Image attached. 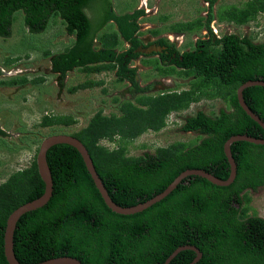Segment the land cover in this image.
<instances>
[{
  "label": "trees",
  "instance_id": "1",
  "mask_svg": "<svg viewBox=\"0 0 264 264\" xmlns=\"http://www.w3.org/2000/svg\"><path fill=\"white\" fill-rule=\"evenodd\" d=\"M99 1L105 9L99 14V25L93 27L86 10ZM109 1L0 0V37L11 36L16 12H22L30 34L45 31L58 18L74 42L52 59L53 72L63 75L75 67L89 74L114 70L121 79L136 86L135 70L128 64L139 55L134 50L140 46L137 20L143 11L118 15L111 10ZM213 4L211 0L206 18L178 22L167 28L182 34L207 30V40L198 39L191 50L183 53L173 49L174 57L170 53L142 61L161 76L194 77L188 90L139 95L136 104L120 102L119 115L98 111L86 127L71 135L85 146L108 195L121 207L146 202L189 169H201L226 180L230 167L224 143L235 135L264 139V130L246 115L236 96L243 83L264 81V42L236 34L215 38L210 28L215 19L237 26L249 25L264 12V0L219 7L216 14ZM108 23L116 30L97 37L96 33ZM150 33L159 36V30ZM124 42L130 47L116 52ZM157 43L168 42L161 38ZM13 61L7 58L5 63ZM26 82L23 78L3 85ZM93 84L96 83L85 82L75 90ZM203 98L220 99L226 108L216 115L197 111L186 117L181 129L195 133L197 141L174 142L156 148L154 153L128 155V145L135 138L147 131L159 132L172 112H182ZM243 99L264 122V87L246 88ZM74 123L71 116L52 115L43 116L39 125ZM2 135L5 132L0 129ZM104 140L115 143V148L102 145ZM230 149L237 171L229 186L220 187L199 176H187L151 207L133 215H120L106 206L75 148L66 144L51 147L46 160L53 183L52 196L44 206L23 214L17 221L13 235L16 259L21 264H38L64 256L83 264H163L177 248L193 246L202 254L195 264H264V217L254 211L249 213L252 209L248 194L264 188V145L240 141ZM43 193L44 183L35 160L0 184V264H8L3 247L8 216ZM195 256L191 250H182L169 264H189Z\"/></svg>",
  "mask_w": 264,
  "mask_h": 264
},
{
  "label": "rangeland",
  "instance_id": "2",
  "mask_svg": "<svg viewBox=\"0 0 264 264\" xmlns=\"http://www.w3.org/2000/svg\"><path fill=\"white\" fill-rule=\"evenodd\" d=\"M211 0H110L111 10L118 14L142 10L137 20L139 33L137 38L147 43L155 37L150 33L159 30L157 38L167 40L168 35L179 53L191 50L198 38L207 40L209 32L201 30L197 34L170 32L167 28L178 22L192 21L198 17L206 18ZM248 0H214L212 11L216 14L219 7L227 5L241 6ZM96 4V5H95ZM104 3L99 1L86 10L92 26L99 25V14L104 12ZM12 33L9 38L0 37V184L12 173L28 168L35 160L41 142L53 135H72L87 126L90 118L101 111L104 115H119V104L132 101L139 95L155 96L163 91L188 90L194 77L161 76L144 64L143 60L157 59L155 55H139L131 60L129 68L135 70L134 82L121 79L117 71L89 74L81 67H75L65 74L52 71L51 61L71 47L74 37L65 32L60 19L50 22L48 28L39 34H30L23 23L22 12L14 14ZM215 38L224 34H236L251 37L255 42H264V12L258 14L249 25L237 26L232 23L211 22ZM210 27V28H211ZM116 27L106 24L96 35L111 33ZM127 43L115 51L120 53L128 48ZM47 53L49 55H47ZM7 58L15 61L5 63ZM154 62V61H152ZM27 79L23 85L5 86L4 82ZM93 82V86L75 90L76 86ZM75 90V91H73ZM209 90V89H205ZM226 104L220 99H201L182 112H172L166 118V126L159 132L147 131L128 145L129 156H141L154 153L156 148L166 147L174 142L192 144L197 135L184 132L181 127L186 117L197 111L207 115H216ZM71 116L76 123L70 126L57 125L41 127L43 116ZM101 144L109 149L115 143L106 140ZM251 198L249 206L259 217H264V188L248 191Z\"/></svg>",
  "mask_w": 264,
  "mask_h": 264
},
{
  "label": "water",
  "instance_id": "3",
  "mask_svg": "<svg viewBox=\"0 0 264 264\" xmlns=\"http://www.w3.org/2000/svg\"><path fill=\"white\" fill-rule=\"evenodd\" d=\"M254 86L264 87V81H260V80H258V81H247V82L243 83L236 90L237 101H238L239 106L246 113V115H248L257 124H259L260 127L264 130V122L248 108V106L246 105V103L243 99V91L246 88L254 87ZM240 141L252 143L255 145H264V139H256V138L249 137L247 135L231 136L223 145V151H224L225 157H226L227 162H228L229 167H230V174L226 180L218 179L214 175H212V174H210L204 170H201V169H189V170L182 172L179 176H177L172 181V183L162 193L154 196L153 198L147 200L146 202L140 203V204H138L136 206H132V207H121V206L115 204L112 201V199L110 198V196L108 195L101 179L99 178V176H98V174L94 168L93 162L91 160V157H90L87 149L78 139H76L75 137H73L71 135H65V134L53 135V136H49V137L45 138L41 142L39 149H38L37 156H36L37 171H38V174H39L41 180L44 183V193L38 199L33 200L31 202H28V203L23 204L22 206L18 207L8 216V218L6 220L5 231H4V245H3L4 256H5L6 261L8 262V264H21L16 259L15 255H14V250H13V235H14V231L16 228V223L19 220V218L23 214H25L29 211H33V210H36V209L44 206L52 196L53 183H52L50 169L48 167L47 160H46L47 151L51 147H53L55 145H59V144H66V145H69V146L75 148L79 152V154L81 155L83 162L85 164V167H86L89 175L91 176V178L95 184V187L99 191V193H100L104 203L106 204V206L116 214L133 215L135 213L141 212V211L151 207L155 203L164 199L187 176H199L201 178L206 179L210 183H212L216 186H220V187H226V186H229L230 184H232L236 178L237 166H236V163L232 157L230 148H231V145L233 143L240 142ZM182 250H191V251L195 252L196 256L193 259V261L190 262L189 264H195L196 262H198L200 260V258L202 256L201 252L196 247L183 246V247L177 248L165 260V262L163 264H169V262ZM38 264H83V263L80 262L79 260L75 259V258L64 256V257L53 258V259H50V260H47V261H44V262L38 263Z\"/></svg>",
  "mask_w": 264,
  "mask_h": 264
},
{
  "label": "flooded vegetation",
  "instance_id": "4",
  "mask_svg": "<svg viewBox=\"0 0 264 264\" xmlns=\"http://www.w3.org/2000/svg\"><path fill=\"white\" fill-rule=\"evenodd\" d=\"M100 19V17H98V20ZM173 36V35H172ZM179 36H183V34H180ZM161 39V38H151V40L147 43H142L141 40H139L140 42V46H138L134 51L136 53H138L139 55H144V56H151V55H155L157 56V58H159L162 54H164L166 57L172 53V50H176L175 47L172 44V41L169 39V35L167 36V40L168 43H166V45H162V44H158L157 41ZM198 38L194 41L197 42ZM128 47H130V45H128ZM173 57L175 56L174 53H172ZM138 55V56H139Z\"/></svg>",
  "mask_w": 264,
  "mask_h": 264
},
{
  "label": "clouds",
  "instance_id": "5",
  "mask_svg": "<svg viewBox=\"0 0 264 264\" xmlns=\"http://www.w3.org/2000/svg\"><path fill=\"white\" fill-rule=\"evenodd\" d=\"M210 24H211V23H210ZM210 27H211V25H210ZM211 30H212V27H211ZM169 37H173V36H172V35H171V36L169 35ZM219 38H220V37H219ZM36 156H37V155H36ZM35 161H36V158H35Z\"/></svg>",
  "mask_w": 264,
  "mask_h": 264
},
{
  "label": "crops",
  "instance_id": "6",
  "mask_svg": "<svg viewBox=\"0 0 264 264\" xmlns=\"http://www.w3.org/2000/svg\"><path fill=\"white\" fill-rule=\"evenodd\" d=\"M58 74V73H57Z\"/></svg>",
  "mask_w": 264,
  "mask_h": 264
}]
</instances>
